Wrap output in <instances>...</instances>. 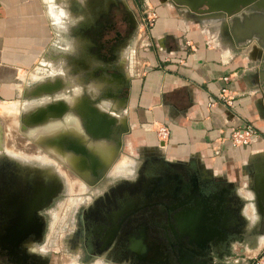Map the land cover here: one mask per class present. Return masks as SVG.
<instances>
[{
  "label": "flooded vegetation",
  "instance_id": "af4514ba",
  "mask_svg": "<svg viewBox=\"0 0 264 264\" xmlns=\"http://www.w3.org/2000/svg\"><path fill=\"white\" fill-rule=\"evenodd\" d=\"M97 1L88 0L92 14L74 27L91 58L89 65L78 61L79 67L95 89L74 108L85 139H56L59 131H52L32 138L42 158L11 154L0 160V264H50L53 256L57 264H227L223 257L243 220L244 196L232 181L195 159L150 149L132 156L131 171L112 173L124 153V127L114 122L104 136L100 115L106 112L97 105L125 92L114 61L137 23L122 0ZM226 1L235 33L261 30L262 41L254 44L264 47V0ZM193 2L200 9L207 0ZM96 139L110 142L109 162L88 149L86 140ZM48 142L83 158L84 165L74 166ZM68 177H78L82 187Z\"/></svg>",
  "mask_w": 264,
  "mask_h": 264
},
{
  "label": "crops",
  "instance_id": "0c3cea01",
  "mask_svg": "<svg viewBox=\"0 0 264 264\" xmlns=\"http://www.w3.org/2000/svg\"><path fill=\"white\" fill-rule=\"evenodd\" d=\"M103 1L97 3L103 6ZM122 2L137 23L136 33L114 61L125 92L102 104L110 103L106 114L124 127V154L133 156L163 145L168 158L195 159L213 174L255 194L249 178L264 170L260 155L264 152V47L254 44L253 33L236 34L232 15L203 17L191 11L190 0ZM88 4V0H0V103H23L28 111L23 120L29 123L35 122L30 116L37 110L51 108V113L48 109L32 116L42 117L37 129H29L36 138L61 128L72 133L81 126L76 114L65 113L64 120L59 112L55 114L60 101L72 102L53 99L60 93L41 97L48 101L35 100L45 90L35 95L32 89L35 82L43 81L35 73L41 61L70 59L89 65L91 58L83 50L87 42L74 31L92 14ZM150 11L155 18L144 29L140 21ZM224 87L231 104L221 98ZM248 125L257 137L246 144H231V129L241 131ZM159 126L167 127L165 139L157 137ZM122 158L126 157L122 154ZM56 257L50 264H57Z\"/></svg>",
  "mask_w": 264,
  "mask_h": 264
},
{
  "label": "rangeland",
  "instance_id": "374dc122",
  "mask_svg": "<svg viewBox=\"0 0 264 264\" xmlns=\"http://www.w3.org/2000/svg\"><path fill=\"white\" fill-rule=\"evenodd\" d=\"M151 12L153 11L147 13L150 14ZM146 16L147 15L145 13L143 17ZM140 23L144 29L145 28L148 29L151 26V24L150 25L144 24L142 20L140 21ZM70 61H71L70 59L66 61L62 59L59 60V62L57 63L54 61L52 62L41 61L40 63H38L35 68L36 69L35 73L36 75L40 76L39 79L43 81L35 82L33 84L32 90L34 91L35 95H38L41 93V91L45 90L43 94L36 97L34 96V98H37L35 100L44 99V101H48L47 98L53 97L55 93H60L54 95L53 99H57V100L63 99L65 101L72 102L73 105H68V103L66 104V107H68L66 113L76 114V110L74 109V107L79 102L80 100L79 97L83 96L85 98L86 97L90 98V96H92L93 94L92 92L95 89L91 79L89 81L84 80L86 79L84 75V70L79 67L78 62H72V61L70 62ZM56 73L57 75L52 76ZM46 96L48 97L41 98ZM103 102L105 101H101L98 103L97 106L99 110H106L109 107L110 103H108V105L107 104L102 105ZM5 103L10 104V106H12L10 108L11 110L7 107L1 108V105H4ZM12 103H7V102L0 103V160H2V158L4 159L9 157L8 155L11 154L14 155L16 154L24 157L34 156V157L42 158L43 156L37 150L38 148L32 146L33 145L32 138L36 139L35 136L36 132H27V130L32 127L34 129H37V126L35 128V125L40 124L38 122L42 117L40 119H33L32 116H35L37 113H39V111L42 110L45 113V110L39 109L37 110L36 113L32 114L30 116V120L33 122L35 121L34 123L36 124L30 125L29 122H25L23 120V118L26 117V114L28 113V111L26 112L23 110L22 108L23 103L20 102L18 103L12 102ZM62 120H64V118ZM120 120L123 121L122 118ZM20 126H24L25 127L24 130L23 129L20 130L19 129ZM158 128L156 129V131L158 130ZM22 132L24 135L22 134ZM81 133H82L81 128L79 129L76 128L72 133H69L67 131H62V132L59 131V135L57 137L60 138V136L63 135L65 136L66 134H72L74 136H77L81 140H84L85 136L82 135ZM52 134L53 133L50 132V135L48 136H51ZM157 137L161 138L158 135ZM161 139H165V138H161ZM104 142L110 143L107 141ZM162 147L163 145H161L160 148L154 147L151 148L150 150H153L156 153L159 152L161 154H164ZM142 149L140 148V150ZM137 153H139V151H137ZM260 155H262L261 157H264V152L260 153ZM123 156H125L126 158H122L119 162H117L114 165L112 173H116L118 172V170L122 172H128L133 169V165L135 164L132 163L133 161L132 156H128L127 154L125 155L124 153ZM255 158L256 157L254 156L253 160ZM77 178L78 177H74V178L68 177V181L71 185L74 180V184L77 186V189L78 188L80 189V187L82 186L79 185V182L80 184L82 183ZM249 180L253 181L252 183H254L256 187L255 194L248 191L246 188L243 189L242 187L237 186L238 192L240 191V194L244 196L243 198L244 200L241 201L239 205V209H240L239 211L241 214L243 213L244 215L242 214L243 220L240 227L237 230V236L233 238L235 242H232V245L230 246L229 249L230 254L227 257H223L224 260H228L227 264H264V170L262 172L256 173L253 180H251V178H249ZM228 181L231 183V180Z\"/></svg>",
  "mask_w": 264,
  "mask_h": 264
},
{
  "label": "water",
  "instance_id": "95a60500",
  "mask_svg": "<svg viewBox=\"0 0 264 264\" xmlns=\"http://www.w3.org/2000/svg\"><path fill=\"white\" fill-rule=\"evenodd\" d=\"M195 1V0H194ZM226 0H207L206 7L205 8H197L195 2L193 0H190L188 3L190 5L191 11L196 13H201L203 17L207 16H229L232 15V9L226 8ZM249 33V32H248ZM252 34L250 33L249 36ZM255 38L258 40H261L263 36V32L261 30H257L256 33H253ZM262 41V40H261ZM59 113L66 110V105L64 102H59ZM45 114V113H44ZM101 116V122L103 123V126L105 128L104 136L108 135V131L111 129V125L114 124L115 119L112 116H108L107 114L100 115ZM90 124L97 125L98 122H95L93 120L90 121ZM88 130L91 131L92 128L89 126H86ZM258 200V199H257Z\"/></svg>",
  "mask_w": 264,
  "mask_h": 264
},
{
  "label": "built area",
  "instance_id": "2783aa9c",
  "mask_svg": "<svg viewBox=\"0 0 264 264\" xmlns=\"http://www.w3.org/2000/svg\"><path fill=\"white\" fill-rule=\"evenodd\" d=\"M146 17H143L141 20L144 24L150 25L152 20L155 18V13L151 12L146 13ZM227 88H222L221 89V98H223V102L226 104H231V98H225ZM231 135H230V140L232 142L233 145L236 144H246L248 142L251 141L252 138L257 137L258 133L257 131L250 125L246 126L244 129H242L241 131H239L238 129H231ZM157 135L160 136L161 138H166L168 135V130L166 128V126H161L158 128V130L156 131Z\"/></svg>",
  "mask_w": 264,
  "mask_h": 264
},
{
  "label": "bare ground",
  "instance_id": "6f19581e",
  "mask_svg": "<svg viewBox=\"0 0 264 264\" xmlns=\"http://www.w3.org/2000/svg\"><path fill=\"white\" fill-rule=\"evenodd\" d=\"M6 108V106H3V108ZM12 106H10V104L7 106V108H11ZM6 110H8V109H6ZM11 110V109H10ZM3 113H5V112H3ZM11 113V112H10ZM9 113V114H10ZM91 126V125H90ZM60 127V126H59ZM35 128H36V126H35ZM93 130V129H92ZM46 131H49V130H45V131H43V132H46ZM62 131H65V130H62V128H61V130H60V132H62ZM27 132H29V129L27 130ZM68 132V131H67ZM70 133V132H69ZM58 135H59V133H58ZM57 134L54 136L56 139H59V137H57L58 136ZM36 139H42V137L40 138V137H38V138H36ZM52 140H54V138L52 139ZM42 141H44V139L42 140ZM44 143V142H43ZM42 143V144H43ZM91 143H94V144H96V147H90V146H88V149H90L91 150V152L92 153H94V154H97L100 158H102L103 160H104V162L105 161H108L109 160V158H111L110 156H111V154H112V149H111V144H107V143H105L103 140H92L91 141ZM41 144V145H42ZM232 144V143H231ZM48 146H49V148H51V149H53V150H55V151H57L58 152V154L60 155V156H62V158H65V159H67V160H69L72 164H74V166H76V167H78L79 165H84V161H83V158H81V160H79L80 158H78L77 156H75L73 153L72 154H70V153H65V152H63L60 148H58V147H56V146H54L52 143H50V142H48ZM102 146H104V148L105 149H103L102 148ZM106 146V147H105ZM87 147V146H86ZM16 148V147H15ZM90 158V157H89ZM85 159V158H84ZM90 160V159H89ZM109 162V161H108ZM92 163V162H91ZM95 163V162H94ZM94 165V164H93ZM119 171V170H118ZM81 173V172H80ZM84 175V174H83ZM82 176V175H81ZM78 179V178H77ZM79 180V179H78ZM79 185H83V183L82 184H80V182H79Z\"/></svg>",
  "mask_w": 264,
  "mask_h": 264
}]
</instances>
